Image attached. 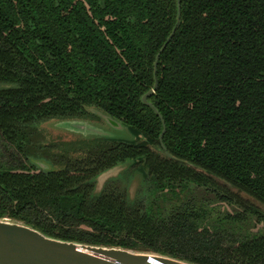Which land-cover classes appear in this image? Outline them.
<instances>
[{
	"label": "trees",
	"instance_id": "1",
	"mask_svg": "<svg viewBox=\"0 0 264 264\" xmlns=\"http://www.w3.org/2000/svg\"><path fill=\"white\" fill-rule=\"evenodd\" d=\"M177 2L0 0V218L195 264H264V232L245 226L264 210L236 192L264 208V0ZM154 79L152 108L141 95ZM87 107L136 138L44 140L38 124ZM128 159L149 208L115 177L92 193Z\"/></svg>",
	"mask_w": 264,
	"mask_h": 264
},
{
	"label": "water",
	"instance_id": "2",
	"mask_svg": "<svg viewBox=\"0 0 264 264\" xmlns=\"http://www.w3.org/2000/svg\"><path fill=\"white\" fill-rule=\"evenodd\" d=\"M177 10L178 2L176 0ZM167 36L160 49L170 38ZM158 55L156 53L155 57ZM155 65V61L153 63ZM156 87L141 95V101L153 108L147 100ZM96 119L56 118L53 124L79 138L104 137L133 141L136 135L120 120L95 107H87ZM162 128L158 134L161 147ZM43 170L53 169V165L43 159H32ZM128 163L123 161L101 170L94 177V190L101 189L103 183L119 172ZM99 189V191H100ZM95 194V193H94ZM0 264H195L177 257L150 251H135L119 246L89 244L47 236L39 230L20 221L0 218Z\"/></svg>",
	"mask_w": 264,
	"mask_h": 264
},
{
	"label": "rangeland",
	"instance_id": "3",
	"mask_svg": "<svg viewBox=\"0 0 264 264\" xmlns=\"http://www.w3.org/2000/svg\"><path fill=\"white\" fill-rule=\"evenodd\" d=\"M95 116V115H94ZM96 117V116H95ZM97 118V117H96ZM52 119H56V118H51L48 120H44L42 121L40 124H38V127L41 128V131L43 132L45 138L44 140L46 142H50V141H68V140H74L76 137L74 134L62 130L58 127H56L53 124ZM129 161H131L130 159L126 160V162L128 163ZM54 168L56 166H53ZM128 166L127 167H122L119 172L114 176L115 177V183H118L120 187H123L127 193V197H132L136 192L143 197L144 200V204H146L148 201H146L148 199L147 196H149V198H151V195L149 194V191H145V187H143L144 185V181L142 178V173L140 172H135V170H128ZM231 188V190H235L233 187L229 186ZM100 189V188H99ZM99 189L94 190V193H98ZM236 192L239 194V196H241L243 199L248 200L256 209H263L264 208L251 196L241 192V191H237ZM205 193H208V191H206ZM146 201V203H145ZM216 205H219L220 209H228L231 210V208L234 206L238 208L236 203L232 202V201H227V200H215ZM150 204L149 202L146 205V208H149ZM235 211V210H232ZM253 216H249L247 218L246 224L245 226L253 231V232H264V223L262 222H255L256 220V215L252 214ZM248 222V223H247Z\"/></svg>",
	"mask_w": 264,
	"mask_h": 264
},
{
	"label": "flooded vegetation",
	"instance_id": "4",
	"mask_svg": "<svg viewBox=\"0 0 264 264\" xmlns=\"http://www.w3.org/2000/svg\"><path fill=\"white\" fill-rule=\"evenodd\" d=\"M75 118V117H74ZM80 118H87V119H96V117L93 115H87V116H83V117H80ZM128 170H131V169H128ZM134 170V169H133ZM137 172V171H135ZM116 180V179H115ZM114 180V181H115ZM115 183V182H114ZM138 198V197H141L137 192L132 196V197H128L129 199H133V198Z\"/></svg>",
	"mask_w": 264,
	"mask_h": 264
}]
</instances>
